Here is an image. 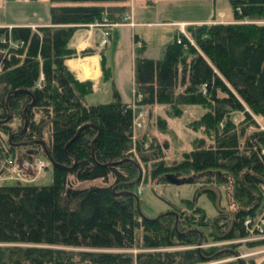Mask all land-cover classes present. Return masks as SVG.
<instances>
[{"label": "trees", "instance_id": "16d2710c", "mask_svg": "<svg viewBox=\"0 0 264 264\" xmlns=\"http://www.w3.org/2000/svg\"><path fill=\"white\" fill-rule=\"evenodd\" d=\"M31 1L23 11L44 5ZM128 3L47 0L46 24H0V264H196L213 250H161L193 245L207 238L205 228H215L208 234L211 240L244 238V220L262 210L264 0H230L233 22L188 25L185 31L193 43L177 31L157 59L141 56L143 46L136 51L137 106L166 104L176 115L179 105L207 109L199 122L210 144L200 142L171 165L164 163L157 146L143 148L145 139L134 137L133 110L114 88L110 102L89 105L85 98L92 83L77 81L64 64L95 51L69 48L78 28L122 23ZM101 68L110 81L103 55ZM15 119L22 125H13ZM34 140L46 144L54 163L52 182L5 183L1 178L8 177L5 171L20 153L25 160L35 157L20 142ZM28 146L47 160L39 144ZM136 159L150 166L149 176L157 183H167L165 175L173 173L202 182L196 197L186 200V210L174 206L179 212L176 229L174 211L158 219L142 218L135 197L121 193L137 195L144 182L141 178L129 185L138 178ZM214 187L229 189L237 206L232 215L210 217L197 205L203 193L214 200ZM247 245L264 246V241ZM136 247L150 251H128Z\"/></svg>", "mask_w": 264, "mask_h": 264}, {"label": "rangeland", "instance_id": "374dc122", "mask_svg": "<svg viewBox=\"0 0 264 264\" xmlns=\"http://www.w3.org/2000/svg\"><path fill=\"white\" fill-rule=\"evenodd\" d=\"M36 3L39 5H45L47 0H37ZM30 5H32V3H28V0H0V22L5 20L25 22L24 20L30 16L28 13H35L37 14V18L34 19L33 17L34 20L30 21L33 23L31 27L35 28L36 23L38 24L44 22L43 18L45 14V7L43 5L38 6V9L36 10H29L28 8L27 11H23L26 6ZM150 5L153 8V20H163V22H169V25H166L164 29L169 30L170 32L173 30L174 32L176 28V31L179 30L178 32L182 34L190 43H193V40L187 31H185V28L188 25L181 28L178 26L179 23L177 24L174 21L178 19H201L206 22H202L197 25H210L223 23L220 22V20L223 18L230 19L233 16L230 0H152ZM4 16H6V19H4ZM131 17V15L128 16V22L123 24L133 26L134 22ZM207 20L211 22L207 23ZM217 20L218 22H216ZM230 22H233V19H231ZM117 24L119 23H114L113 25ZM84 27L94 28L97 26L89 24L80 28ZM133 40L134 42L136 41L135 39ZM115 43L117 42L114 38L113 43H110L106 47L107 49L105 48V53L109 57L112 54L111 50ZM135 46L133 48H129L132 52L133 63L136 51L139 48H142L141 43L138 45L135 43ZM109 50L110 54L108 52ZM114 55L115 57L113 56L112 59L116 61V71L118 72L116 76H113V78H116V88H118L123 99L131 100L133 74L130 71L132 69L130 52L126 51V56L124 57V55H120L121 58H118V56L116 57V54ZM142 55L143 53L141 56ZM119 60L122 61L120 64ZM127 68L129 70H126ZM126 71L129 72V74H126ZM113 88L114 85L111 82H106L98 91L94 92L86 99V103L90 105L93 103H104L110 101L113 95ZM133 104L137 106L134 102L130 104L131 108L134 106ZM174 109L175 108H172L170 105L161 104L151 106L146 111H140V108H134L133 110L134 137L139 141L145 139L146 144H143V148H148L151 144H153L154 147L157 146L158 151L161 152V156L163 157V161L166 165L179 162L185 152L194 150L200 142H202V146H208V144H210L209 138L206 136L207 131L199 122L207 110L204 105H179L176 107V109L179 110L178 115L173 113ZM236 118H238V116H236ZM12 124L19 127L22 125V122L15 119L12 121ZM262 125L263 124H261V126ZM263 127L264 126H262V128ZM17 132L19 131H16V133ZM38 160L44 161L46 167H40L36 164L34 159H32V161L25 160L24 156L20 153L17 161L5 171L9 174L8 177L6 178L5 174L1 180H6L5 183L9 185L13 184V181H16V179L22 182H30L38 186L49 185L52 182L51 165L49 162L45 161L42 156H39ZM136 160L139 164V169H141V178L144 180V182L139 184L136 189L140 202L141 214L145 218L153 219L163 212L172 210L176 213L178 221V210L186 208L183 207L186 200L196 197V191L197 189H200L199 186L202 182L195 183L193 181L180 185H174L170 182L157 183L155 179H151L149 176L148 172L150 170V166H145L144 164L139 163L138 159ZM173 174L178 178H187L188 175H190L181 176L175 173ZM213 189L216 193L214 200L212 201L206 193H203L197 196V205L203 208L207 216L210 217L217 216L219 213H233L237 206H235V204H233L229 199V189L223 187L220 188L221 191H219V189L217 190L215 187ZM174 206L179 207L177 208L178 210H176ZM176 217L174 218V221L176 220ZM204 231L207 238H199L193 245L180 244L161 251L192 248L198 250L211 248L213 250L211 256H209L211 257L210 259H206L208 258L206 257L202 260V262H198L196 264H238V261H240L239 264H262L264 262V252H259L262 248H264V246L261 247L260 245H257L255 247H250L247 244L252 242H244L246 240L245 239L243 241L245 237L237 239L234 238L233 240H211L210 237H208V234L216 232L215 228H205ZM199 241L200 245H198ZM261 241L264 240L262 239ZM128 251L134 255L138 252H149L150 250L139 249L136 247Z\"/></svg>", "mask_w": 264, "mask_h": 264}, {"label": "crops", "instance_id": "0c3cea01", "mask_svg": "<svg viewBox=\"0 0 264 264\" xmlns=\"http://www.w3.org/2000/svg\"><path fill=\"white\" fill-rule=\"evenodd\" d=\"M32 2L31 0H28V3ZM152 0H129V11L126 14L128 20V16H132L131 19H133L134 25L133 26H127L125 24H117L113 25L112 27L108 28L109 35H108V42L106 45H101L100 40L102 36V28L94 27H84L79 28L71 40L69 41V48L75 50L76 52H80L86 48L94 49L95 51L87 56H76L71 57L65 60L64 64L68 68V70L74 74V77L79 82H85L89 81L92 83V91L89 93L85 100L90 97L91 94L98 91L102 85H104L106 82H111L114 85V89L119 94L121 100L128 104L130 106L131 103H134V81L132 84V99H123L121 96V93L119 92L118 88H116V78L113 76H116L118 73L116 71L117 65L116 61H114L112 58L115 57L114 54H116V57L121 58L120 55L126 56V51L130 52V60H131V66L132 69L130 70L132 72V77H134V63L132 58V52L130 47L133 48L135 46V43L138 45L141 43V46H143V57H148L152 59H157L161 56V53L164 49V47L170 43L173 40L174 33L176 31L170 32L169 30L164 29L166 25H169V22H163L153 20V8L150 5ZM36 3V2H34ZM155 3V1H154ZM26 4V3H23ZM47 5V3L45 4ZM46 9V7H45ZM222 14V13H220ZM34 18H37V14H31V16H28V21L24 20L25 22H18L15 21L13 23H21V24H28L31 20ZM48 17V15H46ZM46 17L43 18L44 22L38 23L40 25L46 24ZM31 18V19H30ZM221 19V18H220ZM230 19L223 18L220 20V22L228 23L231 21ZM175 23H183L185 25L190 24H201L202 22H206L201 19H178L174 21ZM211 21L207 20V23H210ZM218 22V20L216 21ZM13 23H7L6 20L3 22H0V24H6L7 26H11ZM33 25V23H31ZM93 25V24H92ZM169 31V32H167ZM179 31V30H178ZM137 37V41L134 42L133 39ZM114 38L116 39V42L114 44V47L111 50L110 57L106 55L105 48L110 44L113 43ZM136 40V39H135ZM104 46V47H102ZM138 48L137 46H135ZM107 49V48H106ZM103 52V54H102ZM110 54V50L108 51ZM141 53V54H142ZM102 55L104 56L106 66L109 68L110 74L112 76V79L110 81H105L103 78V72L101 68V58ZM122 62L119 60V64ZM121 70V69H120ZM126 70H129L128 68ZM126 74H129V72L126 71ZM112 98L110 99V101ZM107 101V102H110ZM93 103L90 105L99 104ZM106 103V102H104ZM134 105V104H133ZM134 108H140V111H146L147 107H141V106H133L132 110Z\"/></svg>", "mask_w": 264, "mask_h": 264}, {"label": "built area", "instance_id": "2783aa9c", "mask_svg": "<svg viewBox=\"0 0 264 264\" xmlns=\"http://www.w3.org/2000/svg\"><path fill=\"white\" fill-rule=\"evenodd\" d=\"M93 25L102 28V36H101L100 44L105 45L107 43L108 40L107 38L109 35V31L107 29L113 26V24L108 22H102V23L96 22ZM184 25L185 24L183 23L178 24V26L181 28L184 27ZM179 40H177L178 43L180 42ZM36 164H38L40 167L45 166V163L41 160H36ZM261 189H262V196L264 198V186ZM243 225L247 232V236L243 239V241L246 239L244 242H256V241L261 242L262 239L264 240V205L259 215H256L254 217H247L246 220H244ZM259 252H264V248H262V250H260Z\"/></svg>", "mask_w": 264, "mask_h": 264}, {"label": "water", "instance_id": "95a60500", "mask_svg": "<svg viewBox=\"0 0 264 264\" xmlns=\"http://www.w3.org/2000/svg\"><path fill=\"white\" fill-rule=\"evenodd\" d=\"M16 92H18V91L12 92V94H14V93H16ZM8 98H9V96H8ZM6 104H7V103H6ZM9 117H10V114L7 115V119H8ZM26 126H27V121H26V118H25V121H24V124H23V129H22V131H24V130L26 129ZM19 133H20V132H17L16 134H19ZM35 143H37V144H39V145L41 146V148L44 150V153H45V155H46V157H47V160L49 161V163H50L51 165H53L54 163H53L52 158L50 157L48 151L46 150V144L44 143V141H42V140H34V141H29V142L20 143L19 145L27 146V145H32V144H35ZM25 153L28 154V155H29V154H32V155H38L39 152H38V150H27ZM139 168H140V167H139ZM140 179H141V169H139V176H138V178L135 179L134 181L130 182L129 185L133 186V185L137 184V183L139 182ZM165 179H166L167 182H170L171 184H174V185H180V184L189 183V182H192V181H193V178H192V177H189V178H178V177H175V175H173V174H166V175H165ZM121 193H124V194L129 193V194H132V195L135 197V199H136V210H137L138 214H139L142 218H145V217L141 214V212H140V202H139V198H138V196H137L136 194L130 193V192H128V191L121 192ZM171 213H172V212H168V211H166V212H163V213L159 214L157 217H155V218H153V219H158L159 217H162V216H164V215L171 214ZM176 221H177V217H176L175 225H174L175 229H176V225H177ZM200 241H201V240H200ZM200 241L198 242V245H200ZM210 258H211V257H208V258H206V259H210ZM239 263H240V261H238V264H239Z\"/></svg>", "mask_w": 264, "mask_h": 264}, {"label": "flooded vegetation", "instance_id": "af4514ba", "mask_svg": "<svg viewBox=\"0 0 264 264\" xmlns=\"http://www.w3.org/2000/svg\"><path fill=\"white\" fill-rule=\"evenodd\" d=\"M20 143H22V142H20ZM14 144H17V143H14ZM24 150H26V151L27 150H36V148H33V147L27 145Z\"/></svg>", "mask_w": 264, "mask_h": 264}]
</instances>
